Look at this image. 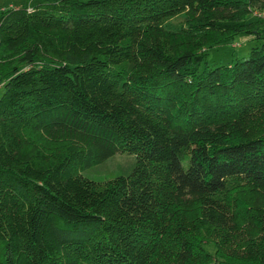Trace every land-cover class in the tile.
<instances>
[{
    "label": "trees",
    "instance_id": "obj_1",
    "mask_svg": "<svg viewBox=\"0 0 264 264\" xmlns=\"http://www.w3.org/2000/svg\"><path fill=\"white\" fill-rule=\"evenodd\" d=\"M22 1L0 9V264H264V0ZM117 152L128 175L81 174Z\"/></svg>",
    "mask_w": 264,
    "mask_h": 264
},
{
    "label": "rangeland",
    "instance_id": "obj_2",
    "mask_svg": "<svg viewBox=\"0 0 264 264\" xmlns=\"http://www.w3.org/2000/svg\"><path fill=\"white\" fill-rule=\"evenodd\" d=\"M23 4L22 0H0V9L2 8H17ZM254 10L261 9L258 6L253 7ZM184 14H177L168 19L170 27L179 26L184 21ZM258 42L250 36L240 35L232 44H222L217 47H212L206 59L203 61L212 63L227 64L235 57H246L250 49L256 46ZM135 163V156L126 152H117L108 157L103 162L96 165L85 166L81 170V174L96 182H106L116 176L128 175Z\"/></svg>",
    "mask_w": 264,
    "mask_h": 264
},
{
    "label": "built area",
    "instance_id": "obj_3",
    "mask_svg": "<svg viewBox=\"0 0 264 264\" xmlns=\"http://www.w3.org/2000/svg\"><path fill=\"white\" fill-rule=\"evenodd\" d=\"M253 14L254 15H257V16H261V17L264 18V10H262V9H256V10H254L253 11Z\"/></svg>",
    "mask_w": 264,
    "mask_h": 264
}]
</instances>
